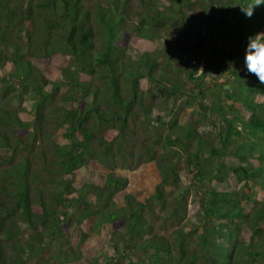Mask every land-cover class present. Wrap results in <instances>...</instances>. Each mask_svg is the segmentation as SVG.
<instances>
[{
	"label": "trees",
	"instance_id": "trees-1",
	"mask_svg": "<svg viewBox=\"0 0 264 264\" xmlns=\"http://www.w3.org/2000/svg\"><path fill=\"white\" fill-rule=\"evenodd\" d=\"M85 1L0 0V150L11 151H0V264H98L93 248L100 242L115 251L122 242L129 264H264V196L251 194L264 190V84L244 64L247 37L264 32V13L256 8L247 18L235 7L250 0H210L221 16L213 20L203 6L190 9L203 0H143L131 24L129 0H104L93 10ZM177 32L190 46H178ZM129 45L144 51L134 55ZM214 59L228 63L217 101L204 89ZM55 63L60 80L44 70ZM192 78L193 97L182 90ZM31 94L34 112L26 105ZM181 95L188 104L207 97L210 114L223 122L218 140L199 130L194 106L164 123L155 147L140 141L134 148L146 156L151 180L159 179L155 196L163 202L166 187L180 181L179 164L189 160L204 195L196 244L184 229L173 240L146 237L148 203L118 170L134 155L131 119L142 111L149 123L155 98ZM58 129L69 143L55 139ZM74 175L84 179L78 187ZM232 179L249 188L246 201L241 189H225ZM50 246L60 262H51Z\"/></svg>",
	"mask_w": 264,
	"mask_h": 264
},
{
	"label": "rangeland",
	"instance_id": "rangeland-1",
	"mask_svg": "<svg viewBox=\"0 0 264 264\" xmlns=\"http://www.w3.org/2000/svg\"><path fill=\"white\" fill-rule=\"evenodd\" d=\"M104 2V0H86L85 5L90 10H93L95 5L97 3ZM198 4L193 5L190 9H199L200 6H203L207 14L210 15V19L213 20H220L221 16H219L218 10H213V7L210 3V0H203L200 1V5ZM129 10L132 13V16L130 18L131 24L134 22L139 21L141 13L143 11V0H129L128 2ZM258 10L262 11L264 13V5L257 7ZM244 16V15H243ZM261 19V18H260ZM258 21L259 19H256ZM250 22H248V26L251 27ZM251 31V30H250ZM249 30L246 31L247 34H251ZM134 34V32L132 33ZM175 36L174 39H176V43L178 46L188 47L190 46V41L187 39L181 41L182 38H185V34L181 32L173 33ZM183 40V39H182ZM182 42V43H180ZM129 51H132L134 55L136 53H142L144 49L136 48L133 45L128 46ZM61 58V57H60ZM161 59V58H159ZM209 73L208 78L205 80L204 84L207 86L204 89H213L209 92H207L211 99L214 101L219 100L220 94L222 92L221 87L224 86L226 82L227 77V62L225 60L220 59H214L209 60ZM180 66H183L184 63L180 62ZM38 65L43 66L41 62H38ZM186 66V65H185ZM203 66V65H202ZM204 67V66H203ZM46 75L49 76V78L60 80L62 78V75L60 74L58 63L51 64L50 66L47 65L44 67ZM179 76L182 75V72L177 73ZM241 78V77H240ZM191 79V78H189ZM195 81V78H192V81ZM238 80V77H237ZM190 82V84L186 87H182V90L186 93H188L190 96H194L193 94L195 91L192 89L196 85L195 82ZM233 83V80L230 81V86ZM238 86L240 87L239 83ZM66 88V87H65ZM64 88V89H65ZM48 90L52 89V85L47 86ZM238 90L246 96V98H249L248 91L245 86L238 88ZM192 93V94H191ZM240 93V94H241ZM183 94V93H181ZM188 95V96H189ZM30 97L27 100V106L28 108H31V112H34V110L31 107V104L34 100H36V96H33L32 94L29 95ZM207 99V97L205 98ZM203 97H195L194 100H190V103L186 101V98H184V95L182 96H176V97H170V98H164L162 96H158L153 100V107L150 110L151 120L149 123L146 122L145 118L146 116L143 114L142 111H140V114L136 116L134 119H131L132 126L135 127L136 132L134 134L133 138V146H129V149L134 148V143L138 142H145L148 147L154 146L155 143L153 142L155 138L162 136V132H166L168 125H165L164 123L170 122V119L180 113L181 117L185 118L188 116L189 113H191L194 108H198L196 113L194 114L195 119H198V128L199 130L203 131L202 134L210 135V139H213V141L218 140V127L223 125L221 116L217 114V112H213L210 114L211 110L208 109L209 101L207 102ZM57 100H60L57 98ZM149 100V98H148ZM208 100V99H207ZM203 103L205 104L204 107H207L206 113L202 111ZM195 106V107H194ZM199 106V107H198ZM139 111V110H138ZM221 115V113H220ZM65 130L58 129L57 134L55 136V139L58 142L61 143H69V139L66 138L64 134ZM107 133L108 129L104 130L103 133ZM112 133H115L113 130H110L109 135H112ZM109 137V136H108ZM139 144V143H138ZM157 147V146H156ZM4 154H11V151L8 149H1L0 150ZM169 151H172L171 148H169ZM138 148H134L133 153L134 155L130 158H128L125 162V164H122V166L118 167V170L120 173L127 175L129 177V185L127 189L129 191H135L138 196L140 195L143 200L147 201L148 206L146 209L145 217L148 222V228H151L149 232L146 233V237H149L151 235H158L160 237H166L169 240H173L175 230L177 229H184L185 233H188L191 235L192 239L190 240L192 243L196 244L195 242L199 239L198 235L196 233L200 232L202 230V225L200 223V220L195 215L196 211L199 210L198 205L201 201L204 200L203 193L199 190V184L195 181L193 173L190 172L187 169V166H185L186 163H189V160H182V162L179 164L178 168V174L180 177V181L177 183V185H170L166 187L165 189V202L159 200L155 196V183L158 182V178L154 177L151 180V176L155 173H150L148 171L146 156L143 155L141 158H138ZM183 153V152H180ZM180 155L173 154L174 160H178ZM35 165H40V156L37 151L35 153ZM236 160L232 159L231 163H234ZM187 170V171H186ZM74 181L72 184H74L76 187H78L80 184L84 182V179L81 175H74L73 176ZM244 183L237 184L235 180H227V186L225 189L236 188L241 189V197L246 201L247 195L245 196L243 194V191H247L249 188L247 186H243ZM241 187V188H240ZM244 188V189H243ZM254 192L251 193L253 198L259 199L261 196H264V190L258 187H254ZM126 190V189H125ZM121 191L119 193V198L122 201L124 196V191ZM249 205L252 204V202L247 201ZM76 207H79L76 205ZM71 209H74L72 207ZM87 227L91 226L92 221L88 219L86 221ZM25 223H21L20 226H22L23 229L26 230V236L29 233V229L27 226H25ZM189 235V236H190ZM246 236V235H245ZM227 237V236H226ZM219 240L225 239V236L218 237ZM47 245L49 244V241L46 242ZM118 244V242H117ZM115 244H105L103 242H100V245L97 247H94L93 250H95V256L97 257L98 264H106L107 262H112L113 264H129L128 259L126 256L122 255V249L123 244L122 242H119V249L118 251H115L112 246ZM192 247H194L193 244H191ZM57 246H50L49 251L53 253V258L51 259V262H60L59 256H57V251L55 248ZM62 247L66 248V245L63 244ZM177 253V251H175ZM64 258V257H63ZM130 259V257H129ZM85 263V262H84ZM28 264H34L33 261H29ZM80 264V263H79ZM83 264V263H82Z\"/></svg>",
	"mask_w": 264,
	"mask_h": 264
},
{
	"label": "clouds",
	"instance_id": "clouds-1",
	"mask_svg": "<svg viewBox=\"0 0 264 264\" xmlns=\"http://www.w3.org/2000/svg\"><path fill=\"white\" fill-rule=\"evenodd\" d=\"M264 5V0H250L244 5H237L242 14L251 18L257 7ZM244 64L247 71L264 84V32L247 37Z\"/></svg>",
	"mask_w": 264,
	"mask_h": 264
},
{
	"label": "built area",
	"instance_id": "built-area-1",
	"mask_svg": "<svg viewBox=\"0 0 264 264\" xmlns=\"http://www.w3.org/2000/svg\"><path fill=\"white\" fill-rule=\"evenodd\" d=\"M202 65L204 66V62L202 63ZM201 65V70L203 69V66Z\"/></svg>",
	"mask_w": 264,
	"mask_h": 264
}]
</instances>
